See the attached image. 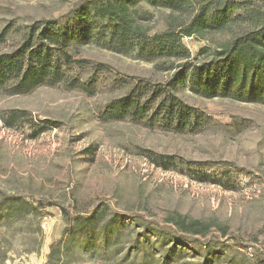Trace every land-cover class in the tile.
Here are the masks:
<instances>
[{
	"label": "rangeland",
	"instance_id": "1",
	"mask_svg": "<svg viewBox=\"0 0 264 264\" xmlns=\"http://www.w3.org/2000/svg\"><path fill=\"white\" fill-rule=\"evenodd\" d=\"M81 1L0 0V33L9 26L23 29L39 20L61 18ZM139 11L150 12L143 23L151 34L165 29L168 12L145 5ZM19 40L12 35L0 45V54L11 52ZM184 44L192 63L212 60L211 55H198L206 42L187 38ZM79 57L106 67L92 96L63 86L0 95V204L20 198L39 209L0 220V264H50L52 248L66 241L60 206L70 211L100 207L108 214L103 221L115 219L95 245L88 244L91 251L77 248L67 264H254L253 256L264 258V104L204 98L186 89L182 99L210 118L199 133L103 122L98 112L125 93L107 79L159 84L173 73L96 45L84 46ZM86 73L92 75L93 70ZM15 109L27 111L37 127L45 120L59 127L36 138L28 127L6 128L2 114ZM146 151L176 160L166 170L146 157ZM228 178L235 186L214 183L220 179L228 184ZM39 202L53 206L40 208ZM173 214L211 224L210 237L225 246L205 250L199 243L176 245L170 236L152 232L154 223L164 224ZM220 226L228 230L225 238Z\"/></svg>",
	"mask_w": 264,
	"mask_h": 264
},
{
	"label": "trees",
	"instance_id": "2",
	"mask_svg": "<svg viewBox=\"0 0 264 264\" xmlns=\"http://www.w3.org/2000/svg\"><path fill=\"white\" fill-rule=\"evenodd\" d=\"M142 5L168 12L164 30L151 34L143 23L151 14L141 13ZM16 27L9 26L0 33V45L12 35L20 38L11 52L0 54V95H28L40 87L56 86L94 95L106 67L92 65L79 56L84 46L96 45L136 56L159 66L161 71L173 73L159 84L139 78H106L112 87L124 89L125 93L98 112L103 122L130 121L152 130L199 133L210 118L182 99L186 89L204 98L233 97L264 104V0H84L61 18L39 20L23 29ZM187 38L206 42L198 55H211L212 60L192 63V53L184 44ZM182 61L186 63L179 64ZM88 69L93 70L92 75L86 73ZM1 121L9 129L28 127L31 138L59 127L48 120L37 127L27 111L17 109L3 113ZM145 153L166 170L176 160ZM191 164L215 167L220 163ZM214 183L235 186L230 178L228 184L220 179H214ZM39 206L53 204L39 202ZM37 209L20 198H6L0 204V220L36 213ZM60 209L67 223L66 241L52 248L50 264L71 263L77 248L91 251L88 244L95 245L115 220L103 221L108 214L100 207L93 211ZM153 225V233L170 236L176 245L199 243L205 250L225 246L210 237L211 224L180 214L170 215L164 224ZM219 231L223 238L228 234L225 226H220ZM253 263L264 264V258L255 255Z\"/></svg>",
	"mask_w": 264,
	"mask_h": 264
}]
</instances>
